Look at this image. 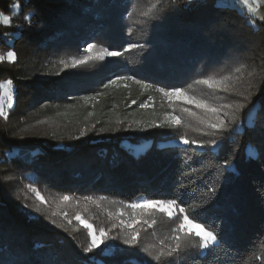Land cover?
<instances>
[{
  "label": "trees",
  "instance_id": "obj_1",
  "mask_svg": "<svg viewBox=\"0 0 264 264\" xmlns=\"http://www.w3.org/2000/svg\"><path fill=\"white\" fill-rule=\"evenodd\" d=\"M17 1L20 9L11 16V23L0 26V44L4 35L16 34L9 47L16 60L4 61L0 69V79L8 78L14 84L13 107L5 109L7 118L22 114L23 108L42 98L48 103L56 99L77 102L98 90L105 95L98 98V106L103 102L106 106L97 115L106 122L112 98L107 94L111 87L106 86L107 74L93 70L90 78L66 69L48 82L37 78V70L34 77L24 73L26 66L39 65L41 59L55 62L51 57L56 53L64 52L71 59L83 51V45L111 39L121 42L119 26L129 3ZM169 1L175 12L164 32L172 39L167 43L173 41V47L182 52H166L164 40L156 37L153 59L140 75L151 87L135 86L134 97L156 94L172 76H189L195 64L214 55L216 50H209L212 46L208 45L214 39V28L217 31L218 26L229 28L238 23L236 32L238 26L240 30L247 26L253 35L264 22L250 23L236 7L219 0ZM0 7L9 11L8 6ZM29 13L33 14L26 19ZM117 111L116 120H128L135 107ZM2 135L0 130V264H145L112 252L100 256L85 253L66 232L50 233L32 224V216H20L6 199L8 180L4 176L10 181L29 177L36 185L60 194L103 195L125 204L138 199L176 200V206L185 208L190 219L219 236L215 245L190 251L177 264H264V81L229 138L193 152L183 151L178 142L155 130L141 136L127 130L122 136L103 134L59 146L31 138L18 144ZM226 160L232 167L225 166Z\"/></svg>",
  "mask_w": 264,
  "mask_h": 264
},
{
  "label": "rangeland",
  "instance_id": "obj_2",
  "mask_svg": "<svg viewBox=\"0 0 264 264\" xmlns=\"http://www.w3.org/2000/svg\"><path fill=\"white\" fill-rule=\"evenodd\" d=\"M126 1L129 4L128 6L125 5L126 7L122 12V24L119 26L121 34L119 40L121 39V42L113 43V39L106 40V42H96L93 44L95 47L92 50L93 56L104 48L121 51L122 55L106 56L104 60L92 59L72 67L73 60L89 55L85 51L89 44H86L82 47L83 51L78 52L75 56L72 55L73 58L71 59L65 56L64 52L56 53L51 57L53 61L56 60L55 62L41 59L39 65L35 64L36 67L35 65L26 66L24 73V75L32 74L34 77V72L37 70V78L48 82L50 78L62 76L66 69L80 72L84 74L83 77L93 76V70L95 72L99 70L103 75L107 74L106 86H111L107 94L112 98L107 105L109 109L108 116L104 119L106 122L99 121L100 118L97 115L99 110L106 106L104 102L98 106V98L104 95L102 91L96 90L77 102L71 100L61 102L56 99V101L48 103L44 101L46 98H42L38 102H32L31 105L23 108L20 115H16L18 114L16 113L6 120L0 118V130L6 138L12 139L18 144L31 138V140L59 146L61 144L72 145L79 141L94 139L103 134L122 136L128 130L130 134L134 133L136 136H141L147 130H155L162 137L165 136L178 142L183 151L190 152L196 151L199 147L191 143L184 144L180 140L181 136L190 141L216 140V145L229 138L232 127L243 118L244 110L253 103L264 81V22L259 27L258 33L253 35L247 26H241V30L238 26L239 31L236 32L238 23L229 28L218 26L217 31L214 28L211 31L214 33V39L208 45L212 46L209 50H216L215 54L209 55L208 58L206 56V60L201 61V64H195L189 76L182 78L180 76L177 79L172 76V79L167 81L165 86H162L166 89L182 88L190 95L206 100L209 104L220 109L219 113L213 114L197 108L194 104L179 100L169 101L159 91L144 99L134 97L136 94L134 92L135 86L144 89L142 83H138V81L142 82L140 75H144L146 72L144 66L149 65L153 59V50L157 45L156 37L164 40L166 52L171 53L174 50L173 53L179 55L182 51L173 47V41L167 43L168 40L172 39L168 38L169 32L168 35H165L164 32L165 26L167 29V26L171 25L175 12L171 11L173 6L169 0H159L158 3L156 0ZM219 2L236 7L247 16L250 23L254 24L257 20H264V0H248V3L256 9L255 13L248 10L243 0H219ZM0 6H8V12L0 7V14L9 17L20 9L17 0H0ZM146 12L148 15H144ZM0 26L7 25L0 23ZM15 35V32L11 31L3 36V44H0V56L4 59L0 60V69L4 68L2 64L4 61H9L7 54L13 52L9 47L12 45ZM129 44L136 45V47L124 51ZM65 64H68L69 67H65ZM224 76L231 77L227 83L234 85L238 91L244 92L245 95L242 97L235 92L217 90L197 83L203 78L220 79ZM125 77L134 79H117ZM8 81L11 80L8 78L0 79V85H3L0 87V101L4 103V110L8 108L7 96L9 94L14 96V84L11 81L12 83L9 85ZM110 81L116 82L109 83ZM241 103L245 104L246 107L237 109L236 106ZM130 106L135 107V111H132L134 114L131 115L130 119H115V114L118 113L117 109H127ZM185 109L190 111H185ZM172 116L179 117L181 123L173 125ZM217 116L228 124L226 131L211 128L209 122H216ZM82 131L85 132L83 136H81ZM15 150L19 151L17 148ZM0 176H2L1 173ZM2 178L8 180V187L5 189L4 195H7L8 198L6 199L12 204L13 210L15 209V212L19 213L20 216L24 215L23 217L32 216L30 218L32 224H37L36 226L41 229L43 227L50 233L64 231L73 242L77 241L82 248L88 246L90 237L88 230L75 220L77 213H80L94 225L97 234L99 229H105L109 239L93 252H89L91 255L100 256L103 252H112L121 258H129L127 256L138 258L137 261H144L145 264H177V261L188 252L204 250L199 247V237L194 234L184 236L183 233L174 231L178 230L182 220L178 206H176V215L169 218L166 213H162L158 209L147 211L132 209L128 207L129 204L103 195L56 193L46 187L36 185L33 180L28 179L29 177H23L24 181L22 179L10 181L7 176ZM30 184L44 197V202H41L36 193L27 187ZM64 195H68L71 199L66 202L61 201V197ZM140 200L144 199H138L134 202ZM37 208L40 209L39 212L36 211ZM134 215L142 221L133 225L140 233L139 242L137 245H126L123 241L132 231L128 225ZM53 220L55 223H52ZM174 235L182 236L180 250L172 256H164L159 261L155 260L154 256L159 254L161 249L166 252L169 247L175 246ZM144 249L148 251L146 252Z\"/></svg>",
  "mask_w": 264,
  "mask_h": 264
},
{
  "label": "snow or ice",
  "instance_id": "obj_3",
  "mask_svg": "<svg viewBox=\"0 0 264 264\" xmlns=\"http://www.w3.org/2000/svg\"><path fill=\"white\" fill-rule=\"evenodd\" d=\"M156 2L158 3L159 0H156ZM243 3L248 7V10L250 12H253V13L256 12V9L253 8L251 4L248 3V0H243ZM32 14L33 13H29L25 18L29 19ZM144 15H148V13L146 12L144 13ZM0 23H3L4 25L10 24L11 17L0 14ZM94 47L95 45L89 44L87 48L85 49V51H87L89 55H86L78 60H73V63L71 66L75 67L77 65L84 64L92 59L104 60L106 56L113 57V56H120L123 54L121 51L109 50L107 48H104L93 56L92 50ZM134 47H136V45L129 44L127 48L124 49V51H129ZM3 59L4 57L0 56V60H3ZM7 59L10 62L15 61L16 54L14 52H9L7 54ZM65 67H69V65L65 64ZM237 71H239V69H237ZM117 79H134V78L125 77V78H117ZM230 80H231V77L229 76H224L220 79H213L212 77H207V78H203L197 81V83L206 85L209 88H214L217 90H223V91L230 92V93L235 92L239 96L243 97L245 95L244 92L238 91V89L234 85H230L229 83H227ZM115 82L116 81H110L109 83H115ZM7 83L10 85L12 82L8 81ZM138 83H142V86L145 88L151 87V85L144 83V82L138 81ZM0 87H3V85H0ZM157 90L163 93V95L167 97L169 101L179 100V101H183L189 104H194L197 108L203 109L204 111L210 112L213 114H217L220 111L219 108L209 104L206 100L197 98L196 96H192L182 88L177 87V88H167L166 89L164 87H159ZM132 103H135V101H132ZM7 107L8 108L13 107V97L11 94L7 96ZM141 107H144V105H141ZM228 107H231V106H228ZM236 107L237 109H243L244 107H246V105L241 103V104H238ZM185 111H190V110L185 109ZM0 116H3L5 119H7V113L4 110V103L2 101H0ZM171 121L173 125H179L181 123V119L177 116H172ZM209 123H210L211 128L219 130V131H226L228 129V124L225 122V120L220 119L219 116H217L216 122H209ZM150 126H160V125H150ZM101 131H104V129H101ZM84 134L85 132L82 131L81 136H83ZM180 140L184 144L191 143V144L197 145L200 148H203L209 145L214 146L217 144L216 140H211L207 142H201L197 140L190 141L184 136H181ZM225 166L229 168L232 167V162L226 160ZM27 187L36 193L37 198L41 202H44V197L39 193V191H37L33 187V185L30 184ZM70 199L71 198L68 195H64L61 197V201H64V202L69 201ZM85 199H90V198H85ZM176 205H177L176 200L164 201V200L144 199V200H140L134 203H130L128 207L132 209H142L145 211L152 210V209H158L160 212L166 213L167 216L171 218L174 215H176ZM36 211L39 212L40 209L37 208ZM179 213L182 214V220L178 226V230H174V231L183 233L184 236L194 234L195 236L199 237L200 238L199 247L202 249H208L210 248V246L215 245L218 242L219 240L218 234L213 230H209V228L205 227L203 224L195 223L194 219L189 218V214L185 208L180 207ZM75 220L78 221L85 229L88 230V236L90 237V242L87 247L83 248V251L85 253L93 252L96 248H98L101 244H103L107 239H109V236L107 232L105 231V229L103 228L99 229V233L97 234V231L94 228V225L90 223L88 220H86L80 213H77L75 215ZM141 222L142 221H140L135 215L133 216L131 223L128 225V227L131 228L132 231L124 239L123 241L124 244L126 245H137L138 244L140 233L133 227V225L137 223H141ZM143 222L146 223V221H143ZM52 223H55V221L53 220ZM121 223H123V221H121ZM61 227H63V225H61ZM173 239L176 241L175 246L169 247V249L166 252L164 249H161L159 254L154 256L155 260L159 261L164 256H172L175 252H178L180 250L182 236L174 235ZM144 251L147 252L148 250L144 249Z\"/></svg>",
  "mask_w": 264,
  "mask_h": 264
}]
</instances>
